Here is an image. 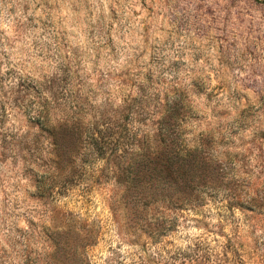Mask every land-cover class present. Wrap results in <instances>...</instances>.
Returning a JSON list of instances; mask_svg holds the SVG:
<instances>
[{
    "label": "rangeland",
    "instance_id": "obj_1",
    "mask_svg": "<svg viewBox=\"0 0 264 264\" xmlns=\"http://www.w3.org/2000/svg\"><path fill=\"white\" fill-rule=\"evenodd\" d=\"M39 113L103 159L59 174ZM169 134L220 183L132 212L113 169ZM0 264H264V0H0Z\"/></svg>",
    "mask_w": 264,
    "mask_h": 264
},
{
    "label": "trees",
    "instance_id": "obj_2",
    "mask_svg": "<svg viewBox=\"0 0 264 264\" xmlns=\"http://www.w3.org/2000/svg\"><path fill=\"white\" fill-rule=\"evenodd\" d=\"M42 109L40 112H43ZM34 118L38 122L39 129L42 132L47 131L50 136L49 143L63 151L57 160L59 174L65 165L64 160L73 165L81 146L90 148L92 156L102 158L104 143L107 141L99 137L100 132L97 134L90 132L91 128L86 126L81 116L73 115L71 120L58 126L51 122L48 113H39ZM169 136L168 148L160 150L157 155L151 157L148 146L145 150L140 148L139 152L131 155L126 171L120 170L116 175L113 169L115 183L125 184L123 195L128 202H132L130 205L132 212L139 211L141 205L143 208L156 199L168 198L170 201L190 199L193 191L199 190L200 187H216L220 183L221 174L216 163L204 157L201 151L196 149L186 150L179 155V151H175L172 144L175 138L171 137V134ZM38 138L39 135H36L33 142H37ZM115 154L112 153L107 159L110 158L113 162ZM165 155L166 160L162 161ZM115 165L117 168L120 167L118 164Z\"/></svg>",
    "mask_w": 264,
    "mask_h": 264
}]
</instances>
